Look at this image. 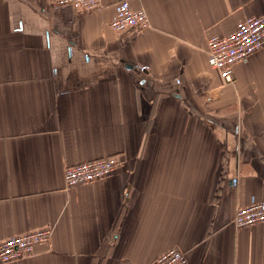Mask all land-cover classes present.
<instances>
[{"label":"crops","instance_id":"1","mask_svg":"<svg viewBox=\"0 0 264 264\" xmlns=\"http://www.w3.org/2000/svg\"><path fill=\"white\" fill-rule=\"evenodd\" d=\"M119 0L79 10L0 0V240L45 225L3 264H264V46L223 81L207 39L264 0H128L144 29L113 31ZM107 155L109 177L66 187L64 167Z\"/></svg>","mask_w":264,"mask_h":264},{"label":"built area","instance_id":"2","mask_svg":"<svg viewBox=\"0 0 264 264\" xmlns=\"http://www.w3.org/2000/svg\"><path fill=\"white\" fill-rule=\"evenodd\" d=\"M58 5L71 6L79 10H98L101 0H55ZM108 26L113 31H124L149 26V18L143 8H132L128 0H119ZM264 46V14L249 15L241 19L235 28L225 35H211L207 39V62L218 72L223 81L232 78V67L245 61L256 50ZM114 155H107L64 167L66 187L89 183L112 175L118 166ZM264 222V200L254 201L238 207L232 217L236 227L252 226ZM52 228L48 225L12 234L0 240V264L15 261L33 252L34 246L50 241ZM152 264H189L184 251L170 247L160 253Z\"/></svg>","mask_w":264,"mask_h":264}]
</instances>
